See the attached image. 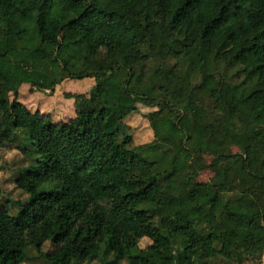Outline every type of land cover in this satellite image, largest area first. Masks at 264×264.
Returning a JSON list of instances; mask_svg holds the SVG:
<instances>
[{
	"label": "trees",
	"instance_id": "16d2710c",
	"mask_svg": "<svg viewBox=\"0 0 264 264\" xmlns=\"http://www.w3.org/2000/svg\"><path fill=\"white\" fill-rule=\"evenodd\" d=\"M123 67L125 93L159 107L139 144L133 110L97 105L117 106ZM85 78L62 95L74 117L19 98ZM0 144L28 158L0 264H242L264 241V0H0Z\"/></svg>",
	"mask_w": 264,
	"mask_h": 264
},
{
	"label": "rangeland",
	"instance_id": "374dc122",
	"mask_svg": "<svg viewBox=\"0 0 264 264\" xmlns=\"http://www.w3.org/2000/svg\"><path fill=\"white\" fill-rule=\"evenodd\" d=\"M128 72L126 68H118L107 81L106 91L117 101L116 107H109L101 99L98 107L105 113L115 118L120 117L128 110L132 113L125 118V131L132 133L135 143H143L152 138L150 124L156 120L159 107L153 100L139 99L134 102L133 99L125 93L124 86L127 80ZM95 83L94 79L85 78L82 80L66 79L57 86L54 94L48 91H36L31 86L21 87L20 100L24 102L31 111L41 110L49 113L53 121L73 117V106L68 99L64 98L63 92H82ZM89 87V88H90ZM236 147L224 149L220 152H236ZM28 164V158L24 157L21 152L13 145L0 144V203L13 205L16 201L25 200L27 194L22 192L16 185L15 179L25 165ZM199 180L209 181L214 187H217L222 180L221 173L204 172L200 175ZM15 207L13 206V210ZM13 212V211H11ZM16 212V211H14ZM146 244V240L143 241ZM253 249L250 259L242 264H264V241L250 243L248 245ZM50 247L49 244L45 249ZM39 259L35 250L28 253L26 264H38ZM124 264H128L125 262Z\"/></svg>",
	"mask_w": 264,
	"mask_h": 264
},
{
	"label": "crops",
	"instance_id": "0c3cea01",
	"mask_svg": "<svg viewBox=\"0 0 264 264\" xmlns=\"http://www.w3.org/2000/svg\"><path fill=\"white\" fill-rule=\"evenodd\" d=\"M25 86H28V85H23L22 87H25ZM22 93V92H21ZM69 102H71L70 100H68ZM72 104V103H71ZM75 116V109L73 107V117Z\"/></svg>",
	"mask_w": 264,
	"mask_h": 264
}]
</instances>
